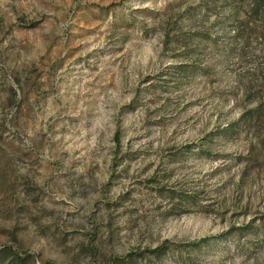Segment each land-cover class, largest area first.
<instances>
[{
  "label": "rangeland",
  "instance_id": "1",
  "mask_svg": "<svg viewBox=\"0 0 264 264\" xmlns=\"http://www.w3.org/2000/svg\"><path fill=\"white\" fill-rule=\"evenodd\" d=\"M0 264H264V0H0Z\"/></svg>",
  "mask_w": 264,
  "mask_h": 264
},
{
  "label": "trees",
  "instance_id": "2",
  "mask_svg": "<svg viewBox=\"0 0 264 264\" xmlns=\"http://www.w3.org/2000/svg\"><path fill=\"white\" fill-rule=\"evenodd\" d=\"M115 139L118 140L119 139V133H116ZM196 244V243H195ZM164 250L163 247H158L156 249L150 250L149 252L151 253H158V252H162Z\"/></svg>",
  "mask_w": 264,
  "mask_h": 264
}]
</instances>
